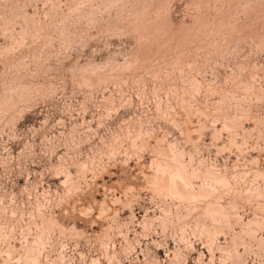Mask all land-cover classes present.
Here are the masks:
<instances>
[{"label":"rangeland","instance_id":"rangeland-1","mask_svg":"<svg viewBox=\"0 0 264 264\" xmlns=\"http://www.w3.org/2000/svg\"><path fill=\"white\" fill-rule=\"evenodd\" d=\"M0 264H264V0H0Z\"/></svg>","mask_w":264,"mask_h":264}]
</instances>
